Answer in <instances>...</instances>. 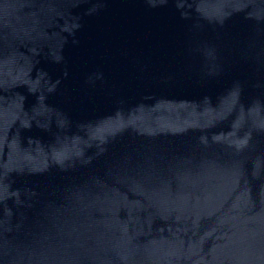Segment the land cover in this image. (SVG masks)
<instances>
[{"label":"water","instance_id":"1","mask_svg":"<svg viewBox=\"0 0 264 264\" xmlns=\"http://www.w3.org/2000/svg\"><path fill=\"white\" fill-rule=\"evenodd\" d=\"M0 264H264V0H0Z\"/></svg>","mask_w":264,"mask_h":264}]
</instances>
